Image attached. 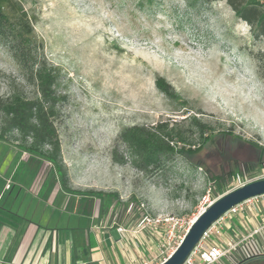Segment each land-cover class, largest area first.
I'll use <instances>...</instances> for the list:
<instances>
[{
	"label": "rangeland",
	"instance_id": "374dc122",
	"mask_svg": "<svg viewBox=\"0 0 264 264\" xmlns=\"http://www.w3.org/2000/svg\"><path fill=\"white\" fill-rule=\"evenodd\" d=\"M23 4L40 53L56 69V91L64 96L54 123L69 181L85 189L79 192L109 193L98 197L97 205L102 199L114 202L117 222H128L135 213L194 217L209 189L212 199L222 195L214 197L212 175L230 168L235 173L227 176L225 190L264 178L259 147L264 146V36L226 0ZM160 76L176 97L158 88ZM15 91L29 98L39 95L0 38V94ZM194 116L213 132L195 156L177 155L148 173L112 160L125 128L169 121L170 127L184 130ZM17 135L0 139V151L14 148L16 160L45 163L21 150ZM191 139L198 141V133L187 143ZM46 163L38 177H57L55 166Z\"/></svg>",
	"mask_w": 264,
	"mask_h": 264
},
{
	"label": "crops",
	"instance_id": "0c3cea01",
	"mask_svg": "<svg viewBox=\"0 0 264 264\" xmlns=\"http://www.w3.org/2000/svg\"><path fill=\"white\" fill-rule=\"evenodd\" d=\"M21 159L16 160L14 148L0 151V264L158 260L163 225L141 227L142 213H135L128 222H117L112 216L114 202L102 199L97 205L100 196L79 192L85 189H79L73 179L69 183L72 190H67L53 173L39 178L46 161L37 164ZM206 243L225 251L213 264H239L247 257L245 247H251L252 255H264V199L229 215L221 232Z\"/></svg>",
	"mask_w": 264,
	"mask_h": 264
},
{
	"label": "trees",
	"instance_id": "16d2710c",
	"mask_svg": "<svg viewBox=\"0 0 264 264\" xmlns=\"http://www.w3.org/2000/svg\"><path fill=\"white\" fill-rule=\"evenodd\" d=\"M24 1L0 0V38L8 44L12 57L25 78L36 85L39 95L29 98L18 91L8 96L0 94V139H6L9 134L17 132L18 147L52 163L63 187L72 190L69 187L61 141L54 123L58 104L64 96L58 94L55 88V67L49 64L39 51L33 34V22L24 7ZM226 1L240 18L256 25L259 35L264 36V6L259 0ZM156 85L168 96L176 97L164 77H158ZM196 132L199 140L191 139L187 143ZM227 133L232 134L230 130ZM212 137L211 127L195 116L191 117L190 125L184 130L170 127L169 121L153 125H132L120 132L111 151L112 160L121 165L130 163L146 173L154 172L174 161L177 155L185 158L189 155L195 156ZM179 142H183V145L179 146ZM259 147L264 151V146ZM234 173L235 169L230 168L229 171L212 175L215 184L214 197L226 191L227 176H234ZM88 194L109 196V193L104 191H90ZM257 259H264V255H251L239 264Z\"/></svg>",
	"mask_w": 264,
	"mask_h": 264
},
{
	"label": "built area",
	"instance_id": "2783aa9c",
	"mask_svg": "<svg viewBox=\"0 0 264 264\" xmlns=\"http://www.w3.org/2000/svg\"><path fill=\"white\" fill-rule=\"evenodd\" d=\"M264 6V0H259ZM7 187H10L7 184ZM264 199V194L249 198L228 210L216 222H214L207 230L204 231L198 244L194 247L191 253L187 256L183 264H213L218 261L224 254L218 245H208L206 242L213 234H219L222 229L224 220L233 213L243 212L249 207H253ZM215 199L211 197V190L209 189L197 205V214L191 218L178 217L174 215L152 217L145 213L140 223L141 227L163 225V236L158 244V259L160 262L142 261L137 264H161L166 260L179 246L183 240L186 232L189 230L196 216L202 213ZM120 231L125 229L120 227ZM247 256L252 255L254 252L251 247L244 248Z\"/></svg>",
	"mask_w": 264,
	"mask_h": 264
},
{
	"label": "water",
	"instance_id": "95a60500",
	"mask_svg": "<svg viewBox=\"0 0 264 264\" xmlns=\"http://www.w3.org/2000/svg\"><path fill=\"white\" fill-rule=\"evenodd\" d=\"M264 194V178L255 179L229 190L217 197L194 219L189 230L175 251L161 264H183L187 256L198 244L204 231L233 206L254 196Z\"/></svg>",
	"mask_w": 264,
	"mask_h": 264
},
{
	"label": "flooded vegetation",
	"instance_id": "af4514ba",
	"mask_svg": "<svg viewBox=\"0 0 264 264\" xmlns=\"http://www.w3.org/2000/svg\"><path fill=\"white\" fill-rule=\"evenodd\" d=\"M251 256V255H250ZM247 257H249V256H247ZM255 261V260H254Z\"/></svg>",
	"mask_w": 264,
	"mask_h": 264
}]
</instances>
